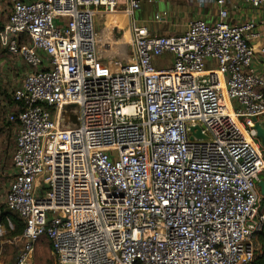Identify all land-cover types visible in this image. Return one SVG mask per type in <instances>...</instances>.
Instances as JSON below:
<instances>
[{
	"label": "built area",
	"instance_id": "1",
	"mask_svg": "<svg viewBox=\"0 0 264 264\" xmlns=\"http://www.w3.org/2000/svg\"><path fill=\"white\" fill-rule=\"evenodd\" d=\"M213 1V22L156 36L134 22L138 0H12L0 49L27 72L7 116L4 203L23 223L11 264H36L42 237L55 264H252L264 75L250 42L264 31L229 23L226 6L264 16V0Z\"/></svg>",
	"mask_w": 264,
	"mask_h": 264
},
{
	"label": "crops",
	"instance_id": "2",
	"mask_svg": "<svg viewBox=\"0 0 264 264\" xmlns=\"http://www.w3.org/2000/svg\"><path fill=\"white\" fill-rule=\"evenodd\" d=\"M118 1L123 2L124 0ZM11 2L12 0H0L1 20L7 16ZM218 9L213 0H138V7L134 10L133 19L137 25L144 26L151 35H178L186 30L190 21L199 19L208 23L213 22L218 16ZM226 9L229 23L248 19L256 23V31H264L263 14L249 4L245 2L230 3L227 4ZM109 20L110 17L96 16L94 26L100 30L107 26ZM120 27H125V21H121ZM250 43L254 48L252 67L257 74L264 75V55L259 52L264 47V37L262 36ZM1 52H3L4 57L0 58V65H3L2 68H4L6 84H3L4 88L0 92L3 96L9 95L5 98V100H9L6 106H10L9 108L13 110L15 104L11 100V93L22 82L27 67L21 60L10 56L3 50ZM171 61L172 56L164 54L156 59V64L159 68H167L171 65ZM14 65L17 66V69L14 68ZM261 122L264 123V116Z\"/></svg>",
	"mask_w": 264,
	"mask_h": 264
},
{
	"label": "rangeland",
	"instance_id": "3",
	"mask_svg": "<svg viewBox=\"0 0 264 264\" xmlns=\"http://www.w3.org/2000/svg\"><path fill=\"white\" fill-rule=\"evenodd\" d=\"M4 57L3 52L0 49V58ZM15 63L14 61H12ZM3 65H0V90H2L3 84L6 76L4 75ZM13 67V66H12ZM17 69V66L14 65ZM11 92V91H10ZM4 93V92H3ZM9 95H2L0 92V216L1 214H6L5 220H9V216L13 213L6 207L4 203V195L6 191V186L12 177V163L11 154L13 151V140H14V130L13 125L7 122V116L12 112L8 104V99L5 100ZM262 208H264V197L262 198ZM0 224L1 221H0ZM21 250V241L14 237L10 238L6 235V230L0 235V264H11L13 263L19 252ZM32 259L36 264H55V259L52 256L47 242L45 239H40L34 247Z\"/></svg>",
	"mask_w": 264,
	"mask_h": 264
},
{
	"label": "trees",
	"instance_id": "4",
	"mask_svg": "<svg viewBox=\"0 0 264 264\" xmlns=\"http://www.w3.org/2000/svg\"><path fill=\"white\" fill-rule=\"evenodd\" d=\"M262 203H263V201H262ZM5 216H6V214H4V213L1 214L0 221L3 225H5L6 235L10 238H14V237L19 236L23 230L22 221L13 213V215H10L8 218L12 224V229H9V228H7V225H6ZM42 238H40V239H42ZM255 242L257 244V248L255 250L254 260H253L252 264H264V236L262 234H258L255 237ZM34 247H35V245H34Z\"/></svg>",
	"mask_w": 264,
	"mask_h": 264
},
{
	"label": "water",
	"instance_id": "5",
	"mask_svg": "<svg viewBox=\"0 0 264 264\" xmlns=\"http://www.w3.org/2000/svg\"><path fill=\"white\" fill-rule=\"evenodd\" d=\"M71 121L75 123V117L72 116ZM254 123L253 129L256 133V138L258 139L260 146L264 147V124L260 123L256 118H252ZM192 131V128L190 129ZM257 187L260 194V197H264V179L257 181Z\"/></svg>",
	"mask_w": 264,
	"mask_h": 264
},
{
	"label": "bare ground",
	"instance_id": "6",
	"mask_svg": "<svg viewBox=\"0 0 264 264\" xmlns=\"http://www.w3.org/2000/svg\"><path fill=\"white\" fill-rule=\"evenodd\" d=\"M126 36V35H125Z\"/></svg>",
	"mask_w": 264,
	"mask_h": 264
}]
</instances>
